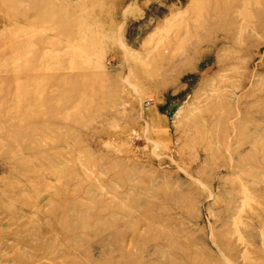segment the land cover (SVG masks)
I'll return each instance as SVG.
<instances>
[{"label":"rangeland","instance_id":"374dc122","mask_svg":"<svg viewBox=\"0 0 264 264\" xmlns=\"http://www.w3.org/2000/svg\"><path fill=\"white\" fill-rule=\"evenodd\" d=\"M0 264H264V0H0Z\"/></svg>","mask_w":264,"mask_h":264}]
</instances>
